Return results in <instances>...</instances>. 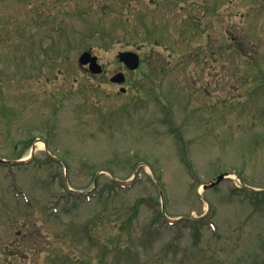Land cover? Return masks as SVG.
Segmentation results:
<instances>
[{"label": "rangeland", "instance_id": "rangeland-1", "mask_svg": "<svg viewBox=\"0 0 264 264\" xmlns=\"http://www.w3.org/2000/svg\"><path fill=\"white\" fill-rule=\"evenodd\" d=\"M0 158V264H264V0H0Z\"/></svg>", "mask_w": 264, "mask_h": 264}, {"label": "water", "instance_id": "water-1", "mask_svg": "<svg viewBox=\"0 0 264 264\" xmlns=\"http://www.w3.org/2000/svg\"><path fill=\"white\" fill-rule=\"evenodd\" d=\"M119 57L122 61H124L130 68H137L140 63V57L137 53L133 51H121L119 54ZM79 61L81 64H87L89 63L90 69L94 73H98L102 71V66L98 63V57L96 55H93L90 50H87L83 52L79 58ZM125 76L123 73H118L112 77V80L115 82H122L124 81ZM122 90H125V88H122ZM226 174H221L218 177H216L214 180H212L210 183L206 184L205 187L209 188L216 184H218Z\"/></svg>", "mask_w": 264, "mask_h": 264}, {"label": "bare ground", "instance_id": "bare-ground-1", "mask_svg": "<svg viewBox=\"0 0 264 264\" xmlns=\"http://www.w3.org/2000/svg\"><path fill=\"white\" fill-rule=\"evenodd\" d=\"M43 145H44V142L43 141H40Z\"/></svg>", "mask_w": 264, "mask_h": 264}]
</instances>
